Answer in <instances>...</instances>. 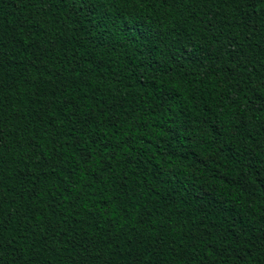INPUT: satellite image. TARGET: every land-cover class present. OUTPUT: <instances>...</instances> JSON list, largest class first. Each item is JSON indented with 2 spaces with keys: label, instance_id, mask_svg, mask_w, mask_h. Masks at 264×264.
Returning <instances> with one entry per match:
<instances>
[{
  "label": "trees",
  "instance_id": "16d2710c",
  "mask_svg": "<svg viewBox=\"0 0 264 264\" xmlns=\"http://www.w3.org/2000/svg\"><path fill=\"white\" fill-rule=\"evenodd\" d=\"M261 5L0 0V264H264Z\"/></svg>",
  "mask_w": 264,
  "mask_h": 264
},
{
  "label": "snow or ice",
  "instance_id": "6c2138e0",
  "mask_svg": "<svg viewBox=\"0 0 264 264\" xmlns=\"http://www.w3.org/2000/svg\"><path fill=\"white\" fill-rule=\"evenodd\" d=\"M88 3H89V0H81V4L84 7H87ZM261 7H264V5H261ZM128 31H132V29L129 28Z\"/></svg>",
  "mask_w": 264,
  "mask_h": 264
}]
</instances>
